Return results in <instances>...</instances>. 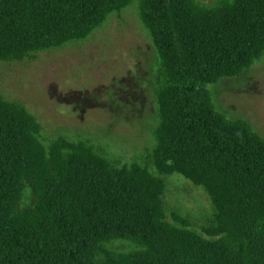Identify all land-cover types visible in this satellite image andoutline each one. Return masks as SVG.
Masks as SVG:
<instances>
[{"label": "trees", "instance_id": "16d2710c", "mask_svg": "<svg viewBox=\"0 0 264 264\" xmlns=\"http://www.w3.org/2000/svg\"><path fill=\"white\" fill-rule=\"evenodd\" d=\"M134 5L159 57L154 171L88 139L45 144L0 93V264H264V137L207 89L264 57V0H0V63L82 43ZM173 175L209 197L203 235L169 220Z\"/></svg>", "mask_w": 264, "mask_h": 264}, {"label": "rangeland", "instance_id": "374dc122", "mask_svg": "<svg viewBox=\"0 0 264 264\" xmlns=\"http://www.w3.org/2000/svg\"><path fill=\"white\" fill-rule=\"evenodd\" d=\"M158 65L134 5L82 43L39 53L33 60L0 63V93L36 116L45 144L59 135L88 139L112 162H137L154 171ZM207 89L220 112L247 121L264 137V57L240 77ZM164 179L169 220L176 214L203 235L212 219L207 194L180 175ZM113 248L128 251L134 245L117 242Z\"/></svg>", "mask_w": 264, "mask_h": 264}]
</instances>
